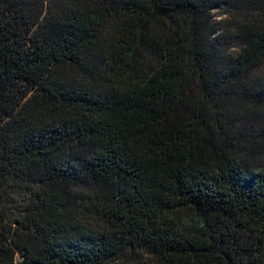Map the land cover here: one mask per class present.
<instances>
[{
	"label": "trees",
	"instance_id": "16d2710c",
	"mask_svg": "<svg viewBox=\"0 0 264 264\" xmlns=\"http://www.w3.org/2000/svg\"><path fill=\"white\" fill-rule=\"evenodd\" d=\"M138 257L264 264V0H0V264Z\"/></svg>",
	"mask_w": 264,
	"mask_h": 264
},
{
	"label": "rangeland",
	"instance_id": "374dc122",
	"mask_svg": "<svg viewBox=\"0 0 264 264\" xmlns=\"http://www.w3.org/2000/svg\"><path fill=\"white\" fill-rule=\"evenodd\" d=\"M222 13H223V12L220 11V10H214V11H213V15H214V17L216 18V20H219V19H222V17H225V16H222ZM225 22H226V23H222V27H221L222 29H224V28H226L227 26L230 25L229 20L226 19ZM226 40L228 41L229 44H232V43H233V40H228V39H226ZM10 224H11L12 226H14V225H13L12 218H10ZM142 261H143V258H142V257H138V258H136V259L130 261L128 264H141Z\"/></svg>",
	"mask_w": 264,
	"mask_h": 264
}]
</instances>
